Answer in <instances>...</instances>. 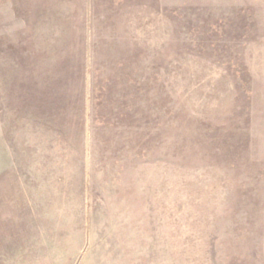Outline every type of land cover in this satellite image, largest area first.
Wrapping results in <instances>:
<instances>
[{
    "label": "rangeland",
    "instance_id": "1",
    "mask_svg": "<svg viewBox=\"0 0 264 264\" xmlns=\"http://www.w3.org/2000/svg\"><path fill=\"white\" fill-rule=\"evenodd\" d=\"M0 264H264V0H0Z\"/></svg>",
    "mask_w": 264,
    "mask_h": 264
}]
</instances>
